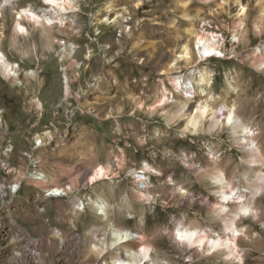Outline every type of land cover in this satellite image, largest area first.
<instances>
[{
  "label": "rangeland",
  "instance_id": "1",
  "mask_svg": "<svg viewBox=\"0 0 264 264\" xmlns=\"http://www.w3.org/2000/svg\"><path fill=\"white\" fill-rule=\"evenodd\" d=\"M110 1L123 14L121 27L112 22L115 15H108ZM178 1L188 0H73L65 14L67 29L54 25L52 31L75 46L62 61L59 44L51 48L32 23L22 21L28 35L13 31L17 13L29 6L47 9L43 0L4 3L0 47L20 71L19 82L0 74V264L124 260L131 245L114 236H107L102 254L90 250V233L104 223L86 203L99 195L111 207L119 233H128L136 249L140 241L152 243L159 264H238L225 262L217 252H198L175 237L182 225L204 229L211 237L223 231L211 213L220 200L219 187L204 175L213 158L224 164L226 176L239 189H247L256 172H264L248 163L249 154L229 126L208 130L205 122L204 131L192 135L183 133V119L164 114L177 109L174 100H184L170 76L185 79L191 70L181 65L177 73H161L173 49L187 41L194 44L185 33L191 22ZM220 3L192 0L188 6L199 34L215 37L220 50L198 59L194 69L205 68L211 75L207 90L216 97L215 106L236 102L238 115L257 133L264 151V72L253 62V54H264L261 5L257 0ZM241 18L244 25L238 27ZM29 70L34 78L26 76ZM229 78L236 92H228ZM165 89L167 104L152 110ZM201 99L193 94L191 109ZM144 164L152 171H142ZM99 167L108 173L93 183L90 178ZM39 172L49 183L29 178ZM68 186L65 195H45L46 189ZM254 203L259 216L245 215L238 223L252 238L238 239L242 264H264V192L256 194Z\"/></svg>",
  "mask_w": 264,
  "mask_h": 264
},
{
  "label": "bare ground",
  "instance_id": "2",
  "mask_svg": "<svg viewBox=\"0 0 264 264\" xmlns=\"http://www.w3.org/2000/svg\"><path fill=\"white\" fill-rule=\"evenodd\" d=\"M1 1H3L2 4ZM11 1L12 0H0V11H2L4 3H10ZM220 1L221 3L218 4L219 6L226 4V0ZM257 1L261 5L260 18H264V0ZM43 2L47 6V9L40 8L38 11H35L29 6L17 13V20L13 30L14 34H29L27 27L22 24L23 20H27L35 27L41 29V32L47 38L48 44L51 48L54 46L53 43L59 44L62 54L60 61L70 58L74 52L75 46L73 44L67 45L65 41L58 40L53 36L52 31L54 25H57L59 30L67 29L68 18L65 14L71 10L73 0H43ZM178 3L184 12V17L191 22L190 26L185 30V33L193 39L194 44H190L189 41H187L185 44L181 45L179 49L175 51L173 49L171 51V57L162 67L161 73L172 75V73L180 71V68H182L181 65L191 70L185 79L181 76H170L175 91L180 93L184 100H174V103L178 106L177 109L172 112L164 110V114L171 119H183L185 121L182 128L183 133H189L192 135L204 131L203 126L205 122H209L208 130L229 126L231 133L235 138V142L243 147V149L249 154L248 163L263 168L264 151L258 143L257 133L253 131V129L238 115L236 102H233L232 104H223L220 107L215 106L216 97L207 90L211 87V75L205 68L199 70L194 69L197 65L196 62L198 59L202 60L204 57L207 58L211 55L220 53L217 44L218 42H216L215 37L212 35L199 34L194 21L189 16L188 12V6L192 3V0L178 1ZM106 8L109 13L108 15H115L112 22H115L121 27L120 22L123 19V14L117 13L112 1L107 3ZM199 14L200 11L197 12V17H199ZM241 14L244 15L243 7ZM104 21L109 20L106 18ZM243 25L244 19L241 18L236 26L243 27ZM191 45L193 46V49ZM195 48L197 53H195ZM253 56L255 67L259 71L264 72V54H253ZM19 71L20 66L15 62H11L0 47V74L11 81L19 82ZM35 75L36 74L33 70L26 72L27 77L34 78ZM188 79L192 83V87L188 84L190 83L187 81ZM63 80L65 94L68 95L69 82L66 74H64ZM233 81L234 80L231 81L230 78L227 81L228 92L237 91ZM99 84L100 80L95 83L96 88H99ZM195 86H197L198 89L196 91ZM164 91V93L161 92L163 94L162 97L158 98V100L151 106L152 110H156L160 106L164 107L167 104L170 98L168 99V96L166 95L167 90L165 89ZM197 92L202 99L198 101L195 108L191 109L190 103H192V95ZM40 143L42 142H39V146ZM142 171H152V168L148 164H144ZM107 173V168L99 167L92 174L90 181L96 183L103 179ZM204 175L209 177L213 183L219 187L216 194L220 200L217 205L213 206L211 213L220 220L223 225V231L221 234L218 233L216 237H211V234L204 229L182 225L177 229L175 237L182 243H186L189 248L195 249L198 252H204L205 249L207 252H217L225 262L242 264L244 260V250L240 247L238 239L244 237L252 240V238L247 235L246 227H239L238 223L240 218L245 215L250 214L255 219L259 216V209H256L257 207H255L254 198L257 193L264 192V172L261 170L256 172L255 179L248 183V188L239 189L235 187L233 179L226 176L224 164L222 165L218 160L213 158L208 169L204 171ZM29 178L43 185L49 183L50 180L48 176L42 172H39L36 175H31ZM139 180H141L140 182L142 185L146 187L148 183L147 181H144V177H140ZM69 190V186L64 189H46L45 195L62 196L67 194ZM247 192H250L251 195L247 198L248 200L246 199V202H244L243 198L246 196ZM86 204L95 211L97 216H99V219L104 223L103 228H98L90 233L91 240L93 241L90 245V250L93 254H102L104 250L103 246L107 244V236H114L117 237L118 240L121 239L120 241H127L131 245L129 247L130 253H127L126 256L122 257L124 260L119 261L121 258H118L116 260L117 264H159L160 261H162L152 243L140 241L136 249V242L129 238L128 233H119L115 220L110 213L111 207L108 205L104 196L99 195L94 199L89 198ZM84 206L85 204H83V207H78L76 213H79ZM114 246L113 243L110 245L111 248Z\"/></svg>",
  "mask_w": 264,
  "mask_h": 264
}]
</instances>
